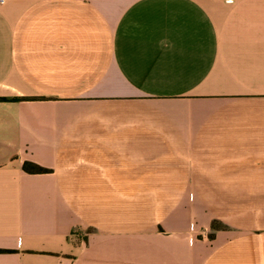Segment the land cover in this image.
Instances as JSON below:
<instances>
[{
    "label": "crops",
    "instance_id": "obj_1",
    "mask_svg": "<svg viewBox=\"0 0 264 264\" xmlns=\"http://www.w3.org/2000/svg\"><path fill=\"white\" fill-rule=\"evenodd\" d=\"M0 264H264V0H0Z\"/></svg>",
    "mask_w": 264,
    "mask_h": 264
},
{
    "label": "trees",
    "instance_id": "obj_2",
    "mask_svg": "<svg viewBox=\"0 0 264 264\" xmlns=\"http://www.w3.org/2000/svg\"><path fill=\"white\" fill-rule=\"evenodd\" d=\"M1 100H4V99H1ZM14 100H16V99H14ZM22 168L27 173L40 174V173H47L48 172L47 169L38 167V166H36L32 163H29V162H25L23 164Z\"/></svg>",
    "mask_w": 264,
    "mask_h": 264
}]
</instances>
